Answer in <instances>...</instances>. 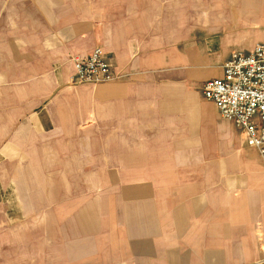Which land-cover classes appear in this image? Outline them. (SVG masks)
<instances>
[{
    "label": "crops",
    "instance_id": "1",
    "mask_svg": "<svg viewBox=\"0 0 264 264\" xmlns=\"http://www.w3.org/2000/svg\"><path fill=\"white\" fill-rule=\"evenodd\" d=\"M264 0H0V264H254L264 160L203 97ZM100 46L119 78L73 85Z\"/></svg>",
    "mask_w": 264,
    "mask_h": 264
},
{
    "label": "built area",
    "instance_id": "2",
    "mask_svg": "<svg viewBox=\"0 0 264 264\" xmlns=\"http://www.w3.org/2000/svg\"><path fill=\"white\" fill-rule=\"evenodd\" d=\"M72 62L73 85L107 83L119 78L100 46L87 55L73 57ZM202 94L214 103L222 118L245 131L247 145L264 160V43L256 44L249 52L232 53L223 65V76L206 80ZM254 264H264V260Z\"/></svg>",
    "mask_w": 264,
    "mask_h": 264
}]
</instances>
